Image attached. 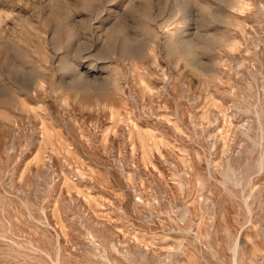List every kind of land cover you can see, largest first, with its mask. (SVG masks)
Here are the masks:
<instances>
[{"label": "rangeland", "instance_id": "374dc122", "mask_svg": "<svg viewBox=\"0 0 264 264\" xmlns=\"http://www.w3.org/2000/svg\"><path fill=\"white\" fill-rule=\"evenodd\" d=\"M0 264H264V0H0Z\"/></svg>", "mask_w": 264, "mask_h": 264}, {"label": "bare ground", "instance_id": "6f19581e", "mask_svg": "<svg viewBox=\"0 0 264 264\" xmlns=\"http://www.w3.org/2000/svg\"><path fill=\"white\" fill-rule=\"evenodd\" d=\"M247 199V198H246ZM237 246V245H236ZM237 256V255H236ZM251 262V261H250Z\"/></svg>", "mask_w": 264, "mask_h": 264}]
</instances>
